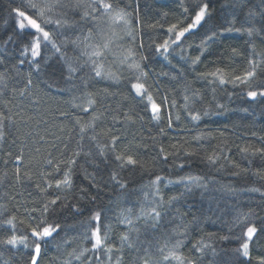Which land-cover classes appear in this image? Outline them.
I'll list each match as a JSON object with an SVG mask.
<instances>
[{"label": "trees", "instance_id": "trees-1", "mask_svg": "<svg viewBox=\"0 0 264 264\" xmlns=\"http://www.w3.org/2000/svg\"><path fill=\"white\" fill-rule=\"evenodd\" d=\"M64 2L69 4L64 14L68 23L74 25L64 30L68 38L66 57H60L54 50L43 51L45 60L37 72L30 56L21 55L26 39L15 37L14 42H7V37L13 35L4 20L8 18L11 24V0H0V73L7 78V87L0 89V111L7 112L14 121L5 123L6 135L0 141V205L26 221L25 209H39L46 199L57 194L61 197L47 218L50 223L58 222L62 231L55 240L42 245L40 264H63L73 249L90 247L82 233L95 212L101 213L102 231L105 225L109 229V243L120 247L124 234L135 241V248L124 245L122 264H140L138 256L143 248L149 247L151 258L158 261L157 244L163 246L168 241L171 247L177 240L182 241L180 253L195 264H241L242 261L247 264L236 253L240 243L236 237L243 226L234 221L239 214L251 213L253 224L259 227L264 223V179L252 175L264 170V155L241 151L245 147L264 149V99L252 100L246 95L249 90L264 87V32L249 37L244 29L248 26L247 10L256 11L255 6L261 0H203L210 5L211 18L203 27L186 35L180 47L173 45L167 58L155 51L156 45L171 35L167 33L171 24L179 22L183 26L189 22L182 5L190 6L193 0H109L114 7L129 14L127 27L115 26L116 44L125 50L132 49L137 57H146L140 63L148 73L146 87L161 105L160 121L152 118L145 108L146 101L131 89V73L112 56H108L106 67L110 66L120 76L119 81L97 78L87 66L78 69L71 82L66 79L65 59L73 66L84 65V57L72 41L77 37L83 39L89 30L96 36L98 29L107 31L108 26L103 17L90 20L83 16L85 11L92 15L88 7L92 0ZM229 22L241 31L233 30L209 40L201 54V41L206 33ZM253 23L258 28L261 26L258 20ZM197 55L200 62L193 65L191 60ZM21 58L25 59L23 65L19 63ZM252 58L257 60L258 67L250 85H221L212 77L205 78V74L217 69L223 70L226 79L243 74L249 70L248 62ZM29 78L32 84L21 94ZM57 88L65 91L60 93ZM186 95L190 98L189 110L193 107L201 113L207 110L209 115L192 121L184 107ZM89 97L95 100L93 107L99 116L97 141L87 136L80 141L76 120L86 123L93 112L91 109L84 112L75 105L88 107ZM165 109L172 116L171 128ZM125 114L131 120L125 119ZM177 115L179 120L175 119ZM111 136L119 137L118 153L127 151L140 164L121 169L111 152L100 155L96 143H107ZM197 136L200 139H195ZM161 147L165 149L164 154L176 151L178 155L169 154L165 161L159 151ZM185 150L193 154L184 155ZM75 152L79 155L74 156ZM21 153L23 161L17 162L16 157ZM212 155L219 157L216 164L208 162L207 157ZM47 158L76 160L71 172V189L52 188L42 193L36 187V184L43 186L40 174ZM180 164L184 167L180 168ZM17 166L31 178L22 175L17 181ZM236 172L240 175H234ZM113 174L126 186L121 188L113 181ZM157 175L173 183L160 185L165 204L159 222L153 226L150 219L137 217L142 206L148 207L145 193L148 200L152 199L151 182ZM188 175L203 177L207 187H192L189 191L184 183H175ZM252 188L259 191H251ZM171 197L177 199L168 204ZM127 209H131V226L122 222L129 215ZM6 235L7 231H0V239ZM65 235L69 238L68 244H63ZM57 244L63 247L57 249ZM202 245L209 247L201 252L198 246ZM250 251L251 264H258L256 258L264 256V236L259 240L253 237ZM29 252L30 248L11 249L0 244V264H28ZM73 264L79 262L73 261Z\"/></svg>", "mask_w": 264, "mask_h": 264}, {"label": "snow or ice", "instance_id": "snow-or-ice-1", "mask_svg": "<svg viewBox=\"0 0 264 264\" xmlns=\"http://www.w3.org/2000/svg\"><path fill=\"white\" fill-rule=\"evenodd\" d=\"M74 7H79V5H74ZM88 7L92 9V15L85 11L83 16L90 20H96L100 17L105 18L108 29L107 31L98 29L96 36H93L92 31L89 30L87 34L83 36V39L77 37L72 41L73 45L79 49L80 54L84 57V65L76 64L73 66L72 63L65 59V63L68 65V76L66 79L71 82L73 74L76 73L78 69L82 70L84 66H87L97 78L119 81L120 76L112 71L110 66L106 67V64L109 63L107 59L108 56H112L114 61H118L122 68H126L131 73V89L134 90L137 97L146 101L145 108L149 110L152 118L156 121H160L162 118L161 105L154 100L152 94L146 87L148 73L140 63V61L146 59V57H137V53L132 49L125 50L116 44L118 34L115 31V26L122 25L127 27L130 23L128 19L129 14L121 8L114 7L113 3L109 2V0H92V3H90ZM240 7L243 8L244 5L241 4ZM255 7L257 9L256 11L252 9L247 10L246 23L248 26L244 31H246L249 37L264 32V0H261V3ZM68 8L69 4L65 3L64 0H11V10L9 13L11 24L8 23V18H4V20L6 28L11 29L13 35L7 37V42H14L15 37L26 39V44L21 49V55L25 58L30 56V63L34 65L37 72H39L41 63L45 60V57L42 56L43 51L54 50L60 57H66L64 49L68 38L65 36L64 30L74 27V25L68 23L63 11ZM182 8L183 14L189 18V22L183 26L179 22L171 24L167 29V33L171 35H169L167 39H164L162 43L156 45L155 51L164 55L165 58H167V54L170 49H172L173 45L180 47L181 41L186 35L193 33L194 30L199 27H203L211 18L210 5L207 2H203V0H193L190 6L182 5ZM96 13H99V16H96ZM254 20L260 22L261 26L259 28L253 23ZM233 30L237 32L241 31V29H234L231 22H229L224 24L220 29L212 30L210 34L206 33L205 39L201 41V54L209 40H213L219 35L231 33ZM58 41H60V43H58ZM253 51H255L254 48ZM199 62V55L191 60L193 65ZM19 63L23 65L25 59L21 58ZM248 63L249 70L245 71L243 74H236L226 79V74L223 70L217 69L214 72L205 74V78L212 77L221 85L229 83L233 86L250 85V82L256 76L258 63L255 58L250 59ZM6 79V76L0 73V89L7 87ZM132 80L135 82L132 83ZM31 84L32 80L29 78L21 94L27 91V86ZM48 86L50 88L52 87V85ZM57 91L63 93L65 89L57 88ZM194 95L196 94L194 93ZM246 95L252 100H256L257 97L264 99V87L256 90H249ZM184 100L185 110L192 121H199L202 115H209L207 110H204L203 113L196 110L194 107L189 110L190 98L186 95ZM192 103L194 104L195 101L193 100ZM94 104L95 100L89 97L88 107L75 105L81 107V110L84 112H88L90 109L93 112L91 119L86 123H81L79 119L76 120V123L79 125L80 141H83L86 136L92 141H97L96 121L99 119V116L95 115ZM218 107L223 108V105H219ZM165 114L168 119V127L171 128V113L165 109ZM61 115L66 117L67 113H61ZM179 118V115L175 117L176 120H179ZM125 119L131 120V116L125 114ZM6 122L14 123L12 117L8 115L7 112L0 111V141H3L6 135ZM160 131L163 133L164 129L161 128ZM89 132H91L90 136L88 135ZM195 139H200V136L195 137ZM41 140H43V137H41ZM118 140V136H111L107 143L100 144L97 142L96 147L99 154L104 155L106 152H111L114 155L115 161L118 162V167L121 169L124 167H135L140 164V161L127 151L117 152ZM176 147L177 146L174 145L173 149ZM36 151L39 152L40 149L37 148ZM159 151L163 154L162 159L165 161L168 160L169 154L173 156L178 155L176 151L164 154L165 149L163 147H161ZM241 151L244 153H251L252 155H256L257 153L264 155V149L251 150L245 147L241 149ZM192 154L193 153L186 150L184 151V155L190 156ZM73 155L78 156L79 152H75ZM50 156L51 154H49V157ZM207 159L210 164H216L219 157L212 155L207 157ZM16 160L17 162H22L23 153L18 155ZM75 164V159L54 160L53 158H47L44 162V171L40 174L44 181L43 186L36 184V187L42 193H47L52 188L58 191L71 189V172ZM178 166L180 168L184 167L183 164ZM62 167L64 169L63 172H61ZM234 167L239 166L234 164ZM22 175L29 179L31 178L28 176L27 172H21V166H17L15 169L17 181L20 180ZM234 175H240V172H236ZM252 175H255L259 179H264V170H257L252 173ZM92 179L94 180V177ZM111 179L119 183L121 188L126 186L123 182L117 180L116 174H113ZM0 182H2V179H0ZM165 182L169 184L173 183L171 180L165 181V178L159 175L151 182L152 199L148 200V193H145V200L148 207L147 209L143 206L141 207L140 216H138L137 219L141 217L150 219L153 226L159 222L165 204L160 185ZM175 183H184L189 191L192 187H207L204 178L200 176L188 175L175 181ZM251 191H259V189L252 188ZM175 199L177 198L171 197L168 199L167 203L171 204ZM60 201L61 197L57 194L54 198L46 199L39 209H25L26 221L20 219L16 213L8 211L5 206L0 205V231L8 232V235L0 239V244L6 247L10 246L11 249H19L21 247L25 249L30 248L28 264H40L42 245H46L51 240H55L62 231L61 225L58 222L50 223L47 218L48 213L53 211ZM76 211L79 212V209H76ZM126 211L129 215L124 216L122 222L131 226L133 224L131 209H127ZM251 216V213H242L239 214L234 221L236 225L243 226L241 228V234L236 237L240 242L239 247L236 249V253L240 257L245 258L247 264H251L252 260L250 245L253 243V237L259 240L260 236H264V223L258 227L252 223ZM21 228L25 230L22 231ZM108 230V227L105 225L102 231L101 213L95 212L88 224L85 225V231L82 233L83 238L89 241L90 247L81 248L79 251L73 249L67 254L68 259H66L63 264H73V261L79 262V264H94L95 261H100V264H122L124 245L127 244L129 248H135V241L130 239L129 234H124L120 239V247H117L115 244L109 243ZM130 231H134V229L130 228ZM257 232L260 233V236H257ZM224 239H228V237H224ZM69 242V238L65 235L63 244H68ZM63 244H57V249L63 247ZM181 244L182 241L180 240L173 243L171 247L168 246V241H165L163 246L157 244L156 251L160 256L158 261H153L151 258L152 252L150 251V247L143 248L142 254L138 256V260L140 264H173V262H175V264H195V261L186 258L180 253ZM208 247V245L198 246V250L203 252L204 249ZM137 251L139 252L140 249L137 248ZM256 259L258 264H264V256L257 257ZM241 264H244V262L242 261Z\"/></svg>", "mask_w": 264, "mask_h": 264}]
</instances>
